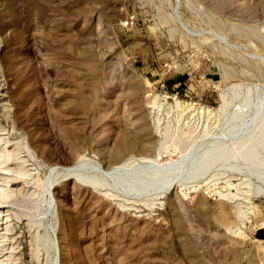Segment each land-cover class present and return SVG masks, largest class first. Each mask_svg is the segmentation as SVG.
Returning <instances> with one entry per match:
<instances>
[{"label": "rangeland", "instance_id": "rangeland-1", "mask_svg": "<svg viewBox=\"0 0 264 264\" xmlns=\"http://www.w3.org/2000/svg\"><path fill=\"white\" fill-rule=\"evenodd\" d=\"M4 140L0 264H264V0H0ZM129 153L180 185L42 193Z\"/></svg>", "mask_w": 264, "mask_h": 264}, {"label": "bare ground", "instance_id": "bare-ground-1", "mask_svg": "<svg viewBox=\"0 0 264 264\" xmlns=\"http://www.w3.org/2000/svg\"><path fill=\"white\" fill-rule=\"evenodd\" d=\"M178 103L180 102L176 100V105H178ZM4 141L0 144V203L6 202V198L10 196L7 186L9 181L15 183L18 182L19 179H23L24 175H29L27 170L23 169L22 171L17 169V166L19 168V166L23 164L21 160L16 164V169L10 167L12 159L15 158V156H13V151L8 150L7 147L9 145L6 143V140ZM157 154H160V152L157 151ZM154 159L155 158H150L147 155L129 153L123 160H117L104 169L98 163H93V165L90 166H88L90 163L86 165L87 160L82 155L73 163L56 165L51 168L52 170H50L49 175L42 181V193L49 192L50 188H53L59 181L72 179L97 190H102V187L107 185V187L109 186L113 190H134L141 194L152 195L153 199H158L172 185H180L175 177L178 175L182 160L178 158L166 162L163 167L158 170H153L151 165ZM1 206L2 205H0V207ZM236 215L238 217L237 219L241 220V222L247 217L244 210L240 208L237 210ZM46 240L45 243L48 242V251L51 250L53 253L54 243L50 238L48 241ZM48 257L49 255L47 258ZM56 259L54 255L52 260L50 259L51 261H48H50V264H56Z\"/></svg>", "mask_w": 264, "mask_h": 264}]
</instances>
